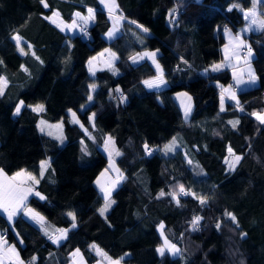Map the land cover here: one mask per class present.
I'll return each mask as SVG.
<instances>
[{
	"label": "trees",
	"instance_id": "16d2710c",
	"mask_svg": "<svg viewBox=\"0 0 264 264\" xmlns=\"http://www.w3.org/2000/svg\"><path fill=\"white\" fill-rule=\"evenodd\" d=\"M115 1L127 20L106 40L110 17L96 0H0V169L31 172L43 196L26 203L41 227L21 213L10 225L0 213V233L25 264H66L75 248L92 263V243L123 264H264V127L252 118L264 112V26L246 35L257 85L237 91L236 103L220 108L228 68H205L206 56L224 42L222 30L243 23L231 2L247 8L250 0ZM84 5L94 7L93 21L76 34L46 19L57 11L69 21ZM259 7L264 17V0ZM103 48L115 54L113 68L90 76L86 61ZM142 50H157L165 86L143 85L155 71L147 59L131 62ZM177 91L190 96L186 118L173 99ZM68 109L85 131L70 123ZM38 115L62 121V145L38 133ZM104 134L113 139L122 179L101 215L93 181L106 166ZM228 150L238 157L233 169ZM46 154L49 177L38 172ZM182 188L191 193L178 198ZM160 223L175 254L157 253ZM61 228L65 237L52 243Z\"/></svg>",
	"mask_w": 264,
	"mask_h": 264
},
{
	"label": "rangeland",
	"instance_id": "374dc122",
	"mask_svg": "<svg viewBox=\"0 0 264 264\" xmlns=\"http://www.w3.org/2000/svg\"><path fill=\"white\" fill-rule=\"evenodd\" d=\"M56 17L57 15L54 12V15L50 16V20L54 21L56 20ZM58 22V29H64V25L66 24H68V26L70 27L76 28L77 23L74 19L72 21H69V23L68 21H63L62 24L60 23V21ZM81 22L84 25L87 24L85 20ZM112 27L113 26L111 22L109 28L103 34L104 39L109 40L116 35V32L112 31ZM228 29L231 35L229 33H226V37V35H224L225 29L222 31L224 42L220 45V49L217 53L218 60L214 63L215 66L212 70L228 68L231 80L235 85L232 87L225 84L221 86V89L222 92H229L232 96H235L237 91L243 89L239 88V82H243L246 85V88L253 87L257 85V77L250 62V59L253 57V51L250 49L247 40L243 38L245 32L242 33L243 30L247 29V26H244L243 28L241 27L239 29L237 28V33L235 35L232 34H234L236 30L233 31L230 28ZM78 32H81V30ZM156 54L157 50H142L134 54L130 58L132 63H137L141 59H147L153 66L155 71L154 75L143 80V85L148 89L161 88L165 84L161 76V67L156 60ZM87 65V72L90 76H93L95 71L100 69V67H103L98 65L97 63L93 64L92 59H89ZM94 88V84L89 85L88 101L86 102V105L91 100V93ZM173 96L179 104L183 115H185L186 113V108L190 107V109L187 110V115H189L192 108L190 96L185 91H177L173 94ZM222 102L223 97L220 95V106ZM23 104L24 103L19 100L13 109V114H16L23 106ZM30 107L37 113H40L42 111L41 104L31 105ZM66 113L68 115V120L70 121V123L76 124L83 131H85V128L82 126L80 120L78 119L75 110L68 109ZM92 120V115H89V121L92 122ZM35 126L38 133L52 138L58 145H62L66 141V134L61 120L48 121L38 115L35 121ZM99 147L105 154L107 161L106 166L101 170L100 174L95 177V183L94 181L93 183L95 184L99 194L103 199L102 204L99 208V213L101 215H104L112 204L111 193L120 183L122 175L121 173L120 175L113 174L114 171L112 170V166H115L114 157L117 155V149L113 143L112 137L108 134H104L101 140V145ZM231 159L232 158L230 157L227 158L226 162L228 165L232 162ZM48 165L49 155L46 154L44 158L41 159L38 163L39 176L47 175V177H49ZM0 172V174H2L0 175V213L5 216L10 225L14 215L21 213L24 218L33 221L39 227H41V220L43 222L42 217L26 204L30 196H35L38 199L43 198L42 194L34 188V184H37L38 178L31 172L24 169H20L19 173L15 174H8L2 169L0 170ZM73 225L74 224H72L71 227ZM157 231H159L161 234V244L157 247V253H175V245L170 243L164 237L159 227H157ZM65 234L66 228L57 229L55 234L51 238L52 243H60L65 237ZM3 247H5V250L2 249ZM3 247H0V264H6L8 262H11L13 264H20L21 260L15 253L16 248L14 244L4 239ZM90 249L96 256V260L94 262H86L80 250L75 248L71 251L69 255V261L66 264H123L120 258L109 257L99 246L94 243L90 245ZM11 252L15 255L14 258L11 256Z\"/></svg>",
	"mask_w": 264,
	"mask_h": 264
},
{
	"label": "crops",
	"instance_id": "0c3cea01",
	"mask_svg": "<svg viewBox=\"0 0 264 264\" xmlns=\"http://www.w3.org/2000/svg\"><path fill=\"white\" fill-rule=\"evenodd\" d=\"M96 1L98 3L99 9L102 10L103 12H105L106 14H108V16L110 17V24L112 22V26H113L112 27V29H113L112 31L113 32H116L115 34H117L119 32L121 22L124 21V20H127V19L124 18L122 15H120L118 13L116 1L115 0H96ZM193 1L200 2L201 0H193ZM261 1L262 0H250V5L247 8H242L237 1H233L230 4L232 7H234L240 13V15L243 18V23H242V25H240L238 27V29L241 28V27L243 28L244 26H247V29L242 31V33L245 32L244 35H243V38H245V39H246V35L249 32H258L264 26V17L262 16V12H261L260 7H259ZM94 10H95L94 7L87 6V5H84V10L83 11H79V10L77 11V10H75L72 13V18L69 21H72L73 19L76 20V22H77L76 23V28L70 27V26H68V24H66V25H64L65 26L64 29H59V30L62 31V32H64V33H66V34H69V35L76 34L78 31L82 30L83 28H85L86 26H88L89 24L92 23ZM54 12L56 13L57 17H56V20L51 21L50 20V16L51 15H54ZM46 19L49 22H51L52 24H54L56 27L59 24L58 21H60L61 24L64 21V20H61V18H60V16H59V14H58L57 11H53L49 16L46 17ZM83 20H85L87 22L86 25L82 24L81 21H83ZM69 21H68V23H69ZM224 29H225L224 35H226V37H227V34L226 33H229L231 35V33L229 32V29L228 28H224ZM236 33H237V29L234 32V34H232V35H235ZM233 37H235V36H233ZM13 39H14V41L17 44L21 43V41H22L20 39V37H18L17 35H14L13 36ZM106 49H108V48H103L100 51H98L95 54H93L91 57H89L87 59V61H86V69H87V66H88L87 63H88L89 59H92V63L93 64L97 63L98 65L103 66V67H100V69H98V70H102V69H112L113 68V63L115 62L116 57H115V54L113 52H111L109 49L108 50H106ZM219 49H220V46L218 47V49L212 55L206 56V59H205V64H206L205 68L206 69L212 70L214 68V66H215L214 63L217 62V60H218V56H217L218 54L217 53H218ZM152 54H153V52H152ZM230 79H231V76H230ZM231 82L233 84L232 85V87H233L235 84H234V82L232 80H231ZM4 83H5V81H3V85H4ZM142 83H143V80H142ZM163 86H165V84ZM227 86H229V85L227 84ZM239 86H240L239 87L240 89L246 88V85L243 82H239ZM220 95L223 97V102L224 101H229L231 103H236L237 102L236 95L235 96H232L229 92H222V89L221 88H220ZM173 99H174V101L176 102V104L178 105V107L180 109V106L177 103V101L175 100L174 96H173ZM223 102L221 103V106H220L221 109L223 108ZM189 109H190V107L189 108H186L185 115L182 114L181 109H180V113H181V116L183 118L188 117L187 110H189ZM252 118L260 126L264 127V112H261V113H253L252 114ZM99 149H100V147H99ZM229 157L232 158L231 159L232 162L229 165L227 164V162H226V164H227V166H228L229 169H233L234 166H235V164L238 161V157L236 155L232 154L228 150V153H227V156H226L225 161ZM106 161H107V159H106ZM114 165H115V163H114ZM112 170L114 171L113 172L114 175H120V171L116 167V165L115 166H112ZM19 171L20 170H17L15 172H13L12 174L19 173ZM100 172L97 174V176L100 174ZM0 175H2V174H0ZM94 183H95V180H94ZM36 185L37 184H34L35 190H36ZM94 186H95V184H94ZM95 188H96V186H95ZM96 190H97V188H96ZM29 221H31V220H29ZM31 222L34 223L33 221H31ZM42 223L43 222L41 220V225H42ZM34 224H36V223H34ZM157 227H159L160 230L162 231V224L161 223L158 224ZM159 234H160V232H159ZM160 236H161V234H160ZM7 250H8V248H7ZM174 251H175V253L177 252V250H174ZM15 253L18 256L16 250H15ZM175 253H173V254H175ZM11 256L14 258L15 255L11 252ZM20 264H24L23 261H21Z\"/></svg>",
	"mask_w": 264,
	"mask_h": 264
},
{
	"label": "built area",
	"instance_id": "2783aa9c",
	"mask_svg": "<svg viewBox=\"0 0 264 264\" xmlns=\"http://www.w3.org/2000/svg\"><path fill=\"white\" fill-rule=\"evenodd\" d=\"M84 33L87 35L88 34V31L87 30H84ZM229 86H232V82H229L228 83ZM145 151L146 153H153V150L151 147L149 146H146L145 147ZM191 192L188 190V189H180V191L177 193V197L180 198L182 196H186L188 194H190ZM5 239V233H0V247H3V240ZM3 250H5V247L2 248ZM25 264V262H23Z\"/></svg>",
	"mask_w": 264,
	"mask_h": 264
}]
</instances>
